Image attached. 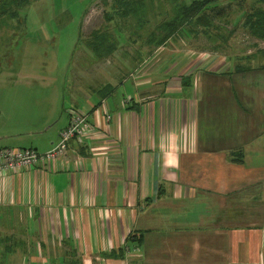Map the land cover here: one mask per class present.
I'll return each mask as SVG.
<instances>
[{
    "label": "crops",
    "instance_id": "obj_1",
    "mask_svg": "<svg viewBox=\"0 0 264 264\" xmlns=\"http://www.w3.org/2000/svg\"><path fill=\"white\" fill-rule=\"evenodd\" d=\"M122 42L70 84L53 134L0 110L2 147L51 149L72 109L94 127L0 175V264H264V64L141 43L128 60Z\"/></svg>",
    "mask_w": 264,
    "mask_h": 264
},
{
    "label": "rangeland",
    "instance_id": "obj_2",
    "mask_svg": "<svg viewBox=\"0 0 264 264\" xmlns=\"http://www.w3.org/2000/svg\"><path fill=\"white\" fill-rule=\"evenodd\" d=\"M105 1H108L107 5ZM147 1L152 2L147 16L130 25V29L122 28L127 25L121 24L123 20L119 18L118 6L113 0H99L91 7L93 0H29L27 5L19 8L22 21L6 14L0 16L2 113L21 123L28 120L41 126L47 122L44 129L49 127L47 134H53L71 106L70 84L77 79L85 80L81 71L91 72L88 67L96 60L88 46L89 38L96 40L91 34L100 30L99 35L110 41L123 40L118 54L122 57L128 55V60H132L129 49L132 43L146 44L151 48L164 45L157 46L161 36L160 32L155 35V31L159 24L174 16L172 6L164 4L165 0ZM159 1H163L161 9ZM217 4L226 10L225 16L216 19V28L208 29L206 34L202 29L198 33L186 29V34L176 33L169 38L165 42L166 48L182 53L190 47L195 51L192 55L199 53L200 56L203 54L200 48L206 46L215 49L207 52L216 53V62L222 60L231 66L238 64L242 69L245 65L251 67L247 63L253 61V67H261L264 64V37L261 39L253 34L247 21L253 15V9L264 10V2L218 0ZM106 28L108 33L103 35ZM14 103H17V112L12 111L11 104Z\"/></svg>",
    "mask_w": 264,
    "mask_h": 264
},
{
    "label": "trees",
    "instance_id": "obj_3",
    "mask_svg": "<svg viewBox=\"0 0 264 264\" xmlns=\"http://www.w3.org/2000/svg\"><path fill=\"white\" fill-rule=\"evenodd\" d=\"M98 1L94 0L90 7ZM262 1L264 2V0ZM28 2L29 0H0V16L6 14L10 17H15L18 13H22L19 8L27 5ZM217 2L218 0H165L164 4L172 6L171 10L174 12V16L157 26L158 29H156L155 35L160 32L161 36L156 42L157 46L165 44L176 33L186 34V29L197 33L202 29L206 34L208 29L216 28V19L225 16L226 10L224 6L218 5ZM105 4L107 5L108 1H105ZM113 4L118 6L119 18L123 20L120 21L121 24L126 23L127 25L122 27L124 29H130V25L137 20L144 19L147 16L148 8L152 6V2L147 0H113ZM162 7L163 1H159V8L161 9ZM258 9H253V15L248 19L247 25L253 34L262 39L264 37V10ZM87 11H85V16ZM98 31L101 32L100 30ZM98 31L90 35L93 38L96 37L95 41H91L90 38L88 40V46L91 48L90 51H92L91 54L96 60L110 56L118 44L117 40L110 41L108 37L100 36ZM102 33L106 35L108 28ZM205 49L211 50L213 48L208 47ZM111 91L112 88L110 87L104 88L105 95L110 94Z\"/></svg>",
    "mask_w": 264,
    "mask_h": 264
},
{
    "label": "built area",
    "instance_id": "obj_4",
    "mask_svg": "<svg viewBox=\"0 0 264 264\" xmlns=\"http://www.w3.org/2000/svg\"><path fill=\"white\" fill-rule=\"evenodd\" d=\"M70 120L59 133L58 142L49 150L39 151L33 147H2L0 146V175L13 173L22 168L36 167L62 159L73 139L80 142L89 141L94 131L87 115L69 110ZM106 120L110 115H105ZM90 142V141H89Z\"/></svg>",
    "mask_w": 264,
    "mask_h": 264
}]
</instances>
